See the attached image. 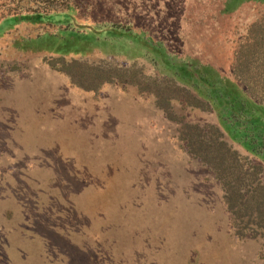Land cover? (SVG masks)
<instances>
[{
    "label": "rangeland",
    "instance_id": "1",
    "mask_svg": "<svg viewBox=\"0 0 264 264\" xmlns=\"http://www.w3.org/2000/svg\"><path fill=\"white\" fill-rule=\"evenodd\" d=\"M112 1L101 0L103 8ZM253 2L237 0L211 39L204 31L196 36L192 25L205 0L115 5L117 15L129 7L156 38L178 42L174 33L186 32L190 55L225 76V32L264 12ZM78 32L29 20L0 29V160L8 162L0 171V219L8 217L11 228H0V264H260L264 238L234 235L218 183L178 138L184 121L220 125L219 111L173 103L176 119L168 118L150 94L128 83L92 88L72 81L46 59L164 71L134 42ZM225 126L219 127L227 143L248 158L234 140L242 126ZM25 214L32 220L29 243L14 231Z\"/></svg>",
    "mask_w": 264,
    "mask_h": 264
},
{
    "label": "trees",
    "instance_id": "2",
    "mask_svg": "<svg viewBox=\"0 0 264 264\" xmlns=\"http://www.w3.org/2000/svg\"><path fill=\"white\" fill-rule=\"evenodd\" d=\"M250 1L264 4V0ZM116 2H109L107 10L101 0H2L0 29L4 24L21 20L45 21L56 25L60 32L77 34L82 29L88 34H107L125 42H134L147 56L149 64L157 63L164 71L145 73L133 63L125 66L91 65L62 56L46 60L51 68L86 87L95 88L102 82L128 83L138 91L150 94L154 105L168 118L176 119L173 103L201 111L216 108L220 113V125L201 126L184 121L178 138L186 152L198 160L218 183L234 235L238 238H264V176H260L264 171V12L242 28L236 26L231 31L227 30L226 35L221 34L229 39L230 48L224 76L217 66L196 61L190 55L186 32L179 30L174 33L179 34L178 42L156 38L132 16L129 7H122L117 15ZM99 3L103 9L99 8ZM165 3L158 4L159 14L166 8ZM236 4L237 0H205L199 4L202 11L192 23L193 28H198L196 36H201L200 31H204V36L211 39L221 31V21L229 17ZM160 28L164 29L163 26ZM232 123L242 126L234 140L249 154L248 158L242 159L237 150L230 147L219 127ZM7 164L0 160V171ZM7 220L8 217L1 216L0 228L10 232ZM15 224L17 228L14 231H18L15 236L29 243L31 216L20 215V222ZM35 238L37 243L40 242V237ZM96 241L91 243L96 244ZM7 243L9 247L10 240ZM5 246L6 242H0L2 250ZM19 247L17 245L15 250ZM260 264H264V260Z\"/></svg>",
    "mask_w": 264,
    "mask_h": 264
}]
</instances>
